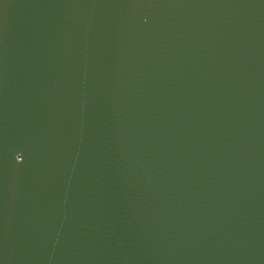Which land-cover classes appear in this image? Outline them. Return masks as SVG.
Wrapping results in <instances>:
<instances>
[{"label":"water","instance_id":"water-1","mask_svg":"<svg viewBox=\"0 0 264 264\" xmlns=\"http://www.w3.org/2000/svg\"><path fill=\"white\" fill-rule=\"evenodd\" d=\"M0 264H264V0H0Z\"/></svg>","mask_w":264,"mask_h":264}]
</instances>
